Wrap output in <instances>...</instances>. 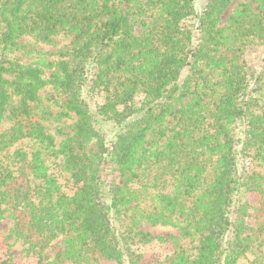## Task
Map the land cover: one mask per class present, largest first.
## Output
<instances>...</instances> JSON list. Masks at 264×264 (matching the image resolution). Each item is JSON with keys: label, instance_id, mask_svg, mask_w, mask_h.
Masks as SVG:
<instances>
[{"label": "trees", "instance_id": "obj_1", "mask_svg": "<svg viewBox=\"0 0 264 264\" xmlns=\"http://www.w3.org/2000/svg\"><path fill=\"white\" fill-rule=\"evenodd\" d=\"M234 1L0 0V221L26 252L264 264V0L222 24ZM142 224L179 232L169 257Z\"/></svg>", "mask_w": 264, "mask_h": 264}, {"label": "rangeland", "instance_id": "obj_2", "mask_svg": "<svg viewBox=\"0 0 264 264\" xmlns=\"http://www.w3.org/2000/svg\"><path fill=\"white\" fill-rule=\"evenodd\" d=\"M243 0H235L229 8L225 11L221 18V23L225 24L227 17L234 10L236 4ZM44 50L48 52H56L60 49L59 41H56L53 45L43 46ZM262 52L259 49L251 50L246 55V62L249 68L254 71H258L262 63ZM71 119L56 121L51 120V125L49 126L50 132L56 137L57 141L62 138L58 133H68V126L72 124ZM7 126V123L2 124V129ZM57 177L61 185L66 184V175L64 172H57ZM68 192L69 189H67ZM12 228V220L8 215H4L3 219L0 221V259H5L7 257H12L15 264H47V261L53 259L57 254H60L64 250V244L62 239L55 240L51 245L42 252V255L36 253H28L25 250V246L14 237H10V231ZM140 230L148 233L153 238H159L161 241L154 240L148 246L144 248V252L156 255L160 258H167L172 252L171 244L169 238L171 236L178 237L179 232L171 227H161V226H150L147 224H142Z\"/></svg>", "mask_w": 264, "mask_h": 264}]
</instances>
